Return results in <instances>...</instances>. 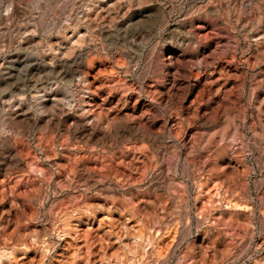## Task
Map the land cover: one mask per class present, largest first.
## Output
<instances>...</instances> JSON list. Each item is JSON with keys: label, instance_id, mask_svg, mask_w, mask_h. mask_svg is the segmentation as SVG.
<instances>
[{"label": "rangeland", "instance_id": "1", "mask_svg": "<svg viewBox=\"0 0 264 264\" xmlns=\"http://www.w3.org/2000/svg\"><path fill=\"white\" fill-rule=\"evenodd\" d=\"M0 264H264V0H0Z\"/></svg>", "mask_w": 264, "mask_h": 264}]
</instances>
